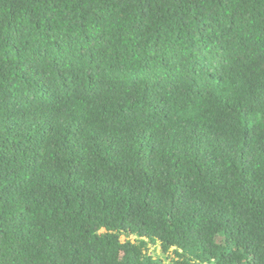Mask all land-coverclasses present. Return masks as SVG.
I'll return each mask as SVG.
<instances>
[{
    "label": "trees",
    "instance_id": "1",
    "mask_svg": "<svg viewBox=\"0 0 264 264\" xmlns=\"http://www.w3.org/2000/svg\"><path fill=\"white\" fill-rule=\"evenodd\" d=\"M0 264H264V0H0Z\"/></svg>",
    "mask_w": 264,
    "mask_h": 264
},
{
    "label": "rangeland",
    "instance_id": "2",
    "mask_svg": "<svg viewBox=\"0 0 264 264\" xmlns=\"http://www.w3.org/2000/svg\"><path fill=\"white\" fill-rule=\"evenodd\" d=\"M132 239H134V237H132ZM151 249L154 251L155 255L163 257L164 259H167V261H172L173 257H171L170 255L168 256V255L164 254L161 251V247L159 245L158 246H153L152 245Z\"/></svg>",
    "mask_w": 264,
    "mask_h": 264
}]
</instances>
